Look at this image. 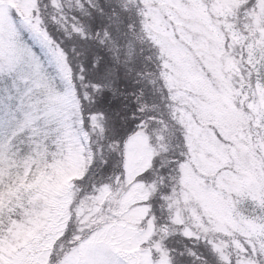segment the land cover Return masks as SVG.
I'll return each instance as SVG.
<instances>
[{"label":"snow or ice","instance_id":"6c2138e0","mask_svg":"<svg viewBox=\"0 0 264 264\" xmlns=\"http://www.w3.org/2000/svg\"><path fill=\"white\" fill-rule=\"evenodd\" d=\"M108 7L117 26L123 13L133 31L138 25L147 28L152 11H160L172 44L183 53L177 63L154 38L144 41L156 64L151 80L156 100L137 106L135 130L121 139L103 112L85 116L83 102L91 99L87 89L102 92L105 85L88 82L90 64H74L83 54L78 43L86 47L93 35L100 43L111 38L107 27L90 33L83 24L103 16L105 6L96 0H69L67 5L62 0H0V79L5 84L0 88V264H264V0H136L131 8L109 0ZM50 23L62 30L63 42L51 33ZM5 34L11 37L7 50ZM219 36L232 66L218 79L205 52L214 50ZM220 79L231 89L228 106L239 110L246 130L235 143L212 129L217 142L232 149L217 161L211 185L205 183L221 200L226 223L205 220L206 210L195 208L200 223L193 231L192 223L174 215L173 201L186 194L182 170L195 151L182 114L199 126L192 108L221 101ZM64 102L78 107L79 127L60 113ZM90 127L108 140L113 156L121 152L118 162L105 159L100 173L93 171ZM65 134L79 145V174L50 203L33 204L36 191L24 186L37 184L41 174L50 175L61 163ZM133 137L146 138L152 155L147 167L130 178L121 149ZM98 146L103 157L105 145ZM241 146L248 149L245 163L252 161L251 178L237 162ZM158 158L168 174L149 180ZM114 163L119 171L108 174ZM129 179L146 190L138 205L145 210L143 219L131 232L118 213L106 211L112 206L109 194L118 199L117 189ZM157 199L161 212L167 211L163 221L155 211ZM188 207L195 206L189 202ZM18 232L27 235L17 237Z\"/></svg>","mask_w":264,"mask_h":264},{"label":"rangeland","instance_id":"374dc122","mask_svg":"<svg viewBox=\"0 0 264 264\" xmlns=\"http://www.w3.org/2000/svg\"><path fill=\"white\" fill-rule=\"evenodd\" d=\"M148 20L149 22L147 24V28H145L144 31L147 33L149 38H154L155 41L163 45L167 49L168 54L177 63H179L183 53L172 44L170 37L171 29L166 27L160 11L153 10ZM10 41L11 37L8 34H5L4 43L6 50ZM223 44V36H219L218 38L214 37V50L209 49L205 52L206 56L211 57L209 63L211 68L218 74V79L222 72H226L228 68L232 66L231 57L225 56L224 54ZM236 52V58L238 59L239 49H236ZM222 57L224 59L223 65L220 63V59ZM219 83L220 87L223 89L220 102H214L213 105L196 104L192 108V111L200 121L199 126L193 124L190 115L186 113L182 114L185 125L190 130L195 151L190 158V166H185L184 172L182 170L183 178L181 179V187L183 192L186 194H182L181 197L183 201L186 202L188 199L187 193H189L190 199L187 202L188 205L189 202L192 204V202L196 201L198 204L197 208L206 210V213L204 214L206 220L213 219L217 224L223 225L226 221L223 213L222 202L214 193L205 188V183L207 182L208 185H211V177L215 174L218 166L217 161L223 159L225 153L231 152L232 149H225L222 145L217 144L215 135L209 127L211 125L218 133H222L225 137L235 143H238L241 138V129L245 128L246 130V127L243 124L239 110L228 106L227 101H231L233 99L231 96V89L225 86L223 79H220ZM4 86V81L0 79V88H3ZM37 87L43 88L44 85L38 84ZM225 97H227V100H225ZM73 103L64 102L58 107L61 114L69 117V122L74 120L76 122V127H79V117L77 119L73 118L74 115H78L76 108L73 107ZM132 116H134L133 113ZM47 127L48 125L46 124L45 128ZM92 133L94 134L96 132L92 130ZM97 138L98 137L94 135L95 141ZM63 143L64 156L61 157V163L51 170L50 175H41L37 184L24 186L29 190L36 191V195L32 199L33 204H37L40 201H43L45 204L50 203V198L59 192L64 182L70 178L76 177L79 173L78 169L80 162L77 158L79 145L74 144L72 135L70 134H65L63 136ZM125 145V151L123 150L122 152L127 164L129 176L130 178H133L136 174H138V172L144 170V168L148 165L152 153L148 147L146 138L144 137H133L132 139L127 140ZM241 147L243 151H248V149L243 146ZM115 156H118L120 159L121 153L116 152ZM237 162L242 170V174L251 178V173L247 170L252 165L251 159L249 158L247 163H242L240 157ZM227 179L231 182V178ZM127 183L129 193L126 197L125 193H123L120 197V202L124 201L125 198L129 196L130 206L133 210H135L139 207L138 205L140 201L145 198V188H142L141 185H131V179H129ZM224 187L227 188L226 185H224ZM38 194L44 198L45 201L40 198ZM188 208L191 209V212H194L196 207ZM119 215L123 216L122 219L124 225L128 231L131 232L135 227L132 224L129 225L128 220L125 219V217H131L135 219L134 223H138L142 214H136L133 212L128 214V208L123 206L121 208V214ZM20 234L25 236L27 235L26 233L18 232L16 234L17 237H20Z\"/></svg>","mask_w":264,"mask_h":264},{"label":"trees","instance_id":"16d2710c","mask_svg":"<svg viewBox=\"0 0 264 264\" xmlns=\"http://www.w3.org/2000/svg\"><path fill=\"white\" fill-rule=\"evenodd\" d=\"M62 2L67 5L69 0H62ZM96 2L99 5L105 6V14L103 16L97 15L95 19L88 18L84 20V27L90 33H95L97 30L103 33L107 27L111 33V38L100 43L93 35L86 47H82L78 43V51H82L83 54L74 58V64L78 65L80 62L90 64L91 67L87 73L90 78L88 82L90 83L95 80L105 85L102 92H97L92 88L87 89L91 94V99L83 102L84 110L87 113L90 111L96 114L103 112L107 118L108 126H114L121 137L126 132L125 128L129 127L132 123V113L134 115L139 114L135 112L137 106L141 104L151 105L156 100V95L151 84V80L154 79L152 73L156 71V64L148 58L151 53L149 52L148 44L144 42L147 39L144 29L141 30L139 25L135 31L129 28L127 17L123 13H121L123 17L122 22L117 26L110 19L109 0H96ZM110 2L113 5L129 8L134 7L136 4V0H110ZM117 11H119V7ZM132 22L135 23V19ZM109 25L111 26L109 27ZM50 29L56 39L63 42L64 36L62 30H58L57 23H50ZM130 44L132 45L131 48L129 47ZM97 62L99 68H96ZM84 90V88L80 89L82 95ZM91 134L93 137L92 147L96 150L95 168L101 172L104 168L105 159L115 162H118V160L111 155L110 150L107 148V139L99 138L97 133L93 134L91 132ZM94 135L98 137L96 141L94 140ZM108 135L111 138L112 133L109 132ZM100 144L105 145L103 157L98 146ZM21 147H24V145H21ZM162 163V159L158 158L156 170L151 174V180H156L158 174L162 173L165 176L168 174L166 170L161 168ZM112 167L115 171L118 170L116 163ZM161 188L165 190V186H161ZM2 203L3 200L0 198V204L2 205ZM153 203L157 216L163 221L167 215V211L161 212V201L159 199ZM173 204L175 206V215L179 209V205H176L174 202ZM182 214V221H189L186 211ZM196 230L197 228L193 227V231Z\"/></svg>","mask_w":264,"mask_h":264}]
</instances>
